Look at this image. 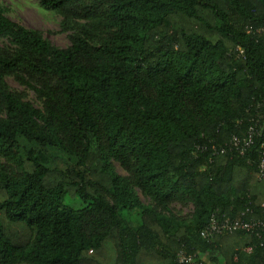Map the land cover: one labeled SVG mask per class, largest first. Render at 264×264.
<instances>
[{
    "label": "trees",
    "instance_id": "obj_1",
    "mask_svg": "<svg viewBox=\"0 0 264 264\" xmlns=\"http://www.w3.org/2000/svg\"><path fill=\"white\" fill-rule=\"evenodd\" d=\"M39 3L74 35L57 48L0 6V264H264L261 235L201 236L262 218L260 141L214 152L264 101V0Z\"/></svg>",
    "mask_w": 264,
    "mask_h": 264
},
{
    "label": "rangeland",
    "instance_id": "obj_2",
    "mask_svg": "<svg viewBox=\"0 0 264 264\" xmlns=\"http://www.w3.org/2000/svg\"><path fill=\"white\" fill-rule=\"evenodd\" d=\"M40 0H0V6L4 8L7 17L12 21L23 25L26 28L38 30L43 37L48 40L53 46L61 49L68 48L71 45V36L74 32H63V18L51 11H46L40 7ZM7 83L12 91H18L25 94L27 101L35 107L42 109L43 105L38 100L36 93L29 86H22L13 78H8ZM116 171L122 176H128V173L122 169L118 163H114ZM138 195L144 204H150V200L145 198L138 190ZM69 198L67 204L75 208L78 204ZM172 213L181 218H189L193 212L192 205L182 203H174L171 205Z\"/></svg>",
    "mask_w": 264,
    "mask_h": 264
},
{
    "label": "built area",
    "instance_id": "obj_3",
    "mask_svg": "<svg viewBox=\"0 0 264 264\" xmlns=\"http://www.w3.org/2000/svg\"><path fill=\"white\" fill-rule=\"evenodd\" d=\"M260 141V160L258 163L259 180H264V101L257 104L256 118L253 126L250 127L245 136L233 135L225 147L219 148L214 155L225 154L227 152H236L240 156H246L256 144ZM262 218L232 219L230 217H219L214 215L208 226L203 230L201 236L206 240H213L221 235L234 234H257L264 238V204L262 205ZM249 215H254L248 210ZM253 247L246 249V252L252 253ZM181 263L197 264L192 256H187L184 252L179 254Z\"/></svg>",
    "mask_w": 264,
    "mask_h": 264
},
{
    "label": "clouds",
    "instance_id": "obj_4",
    "mask_svg": "<svg viewBox=\"0 0 264 264\" xmlns=\"http://www.w3.org/2000/svg\"><path fill=\"white\" fill-rule=\"evenodd\" d=\"M7 16V15H6Z\"/></svg>",
    "mask_w": 264,
    "mask_h": 264
}]
</instances>
